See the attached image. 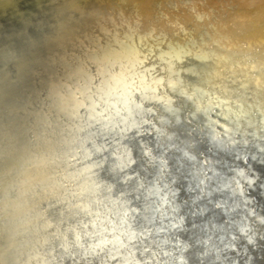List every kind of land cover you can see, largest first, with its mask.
Masks as SVG:
<instances>
[{"label": "clouds", "instance_id": "clouds-1", "mask_svg": "<svg viewBox=\"0 0 264 264\" xmlns=\"http://www.w3.org/2000/svg\"><path fill=\"white\" fill-rule=\"evenodd\" d=\"M12 6V0L0 3V8ZM76 7L50 0L61 39L73 35L70 10ZM40 55L9 39L5 30L0 42V264H189L190 245L178 235L185 230V217L177 190L161 185L163 170L149 183L134 174L135 142L159 132L158 124L172 117L178 124L181 118L203 124L217 147L235 146L239 141L232 128L220 123L236 118L232 104L200 79L199 68L187 58L142 37L61 48L50 57L52 71L43 86L36 82ZM218 128L224 129L227 145ZM259 130L264 131V112ZM252 136L264 139L258 131ZM256 147L264 153L259 143ZM251 159L264 165L255 154ZM236 161L234 175L221 189L248 204L246 193L259 174L248 154L238 153ZM257 220L264 224V218ZM238 230L246 242L244 264L264 260L248 251L249 245L253 251L261 245L247 219ZM238 240L232 235L224 250L241 255Z\"/></svg>", "mask_w": 264, "mask_h": 264}, {"label": "bare ground", "instance_id": "bare-ground-1", "mask_svg": "<svg viewBox=\"0 0 264 264\" xmlns=\"http://www.w3.org/2000/svg\"><path fill=\"white\" fill-rule=\"evenodd\" d=\"M67 2L79 5L70 10L75 25L70 39L58 35L50 0H12V7L0 8V42L7 30L9 39L41 53L36 61V82L40 86L51 75L50 57L61 48L117 43L129 37L159 43L197 66L200 79L218 89L221 98L232 104L236 118L231 123L221 119L220 123L232 128L239 143L217 147L211 140V130L203 124L188 123L183 118L178 124L169 117V123L158 124L159 132L135 142L134 174L149 183L163 170L161 185L168 183L177 190L176 203L181 205L180 215L185 217V230L178 235L190 245L185 253L189 264H244L246 242L238 226L245 219L257 232L261 245L256 251L249 245V253L264 256V240L259 239L264 235V224L257 220L264 218V165L251 159L253 154L258 160L264 159V153L256 147L257 143L264 147V139L252 136L258 131L264 137V131L259 130L264 112V0ZM217 130L227 145L224 129ZM245 139L249 141L247 145L243 143ZM240 152L249 155L248 163L259 174L252 188L245 184L246 195L252 200L248 204L239 196L233 197L230 189H221L234 175L232 168ZM239 163L247 167L242 161ZM221 201L224 206L217 207ZM249 209L255 215H250ZM232 235L239 237L234 243L241 255L224 250ZM253 264H264V260L254 259Z\"/></svg>", "mask_w": 264, "mask_h": 264}]
</instances>
